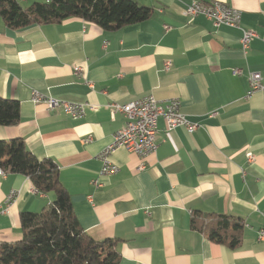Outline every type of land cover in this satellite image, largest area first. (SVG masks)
<instances>
[{"label":"crops","instance_id":"0c3cea01","mask_svg":"<svg viewBox=\"0 0 264 264\" xmlns=\"http://www.w3.org/2000/svg\"><path fill=\"white\" fill-rule=\"evenodd\" d=\"M50 1L18 0L25 10ZM134 1L152 16L113 30L81 18L14 30L0 11V96L18 102L21 116L0 126V141L21 139L36 158L57 164L81 229L96 241L116 240L122 264H264V93L247 98L249 72L264 74V42L252 41L245 56L241 30L185 16L192 0ZM205 1L240 11L244 29L264 33V0ZM34 92L85 105V115L50 111L33 102ZM148 95L179 99L198 130L169 132L161 119L155 154L118 149L111 159L119 172L101 176L99 156L126 123L109 106ZM13 190L18 199L7 205ZM51 200L26 176H0V247L21 241L22 213ZM195 213L242 220V244L212 242L193 229Z\"/></svg>","mask_w":264,"mask_h":264},{"label":"trees","instance_id":"16d2710c","mask_svg":"<svg viewBox=\"0 0 264 264\" xmlns=\"http://www.w3.org/2000/svg\"><path fill=\"white\" fill-rule=\"evenodd\" d=\"M0 11L6 26L14 30L70 18L113 30L144 22L153 14L134 0H51L26 10L18 0H0ZM20 118L19 103L0 96V126H16ZM0 168L28 177L39 193L52 197L41 212L21 214L23 237L0 247V264H122L116 240L96 241L81 229L54 161L36 158L23 140L15 139L0 141ZM192 226L231 249L244 239V223L233 216L195 213Z\"/></svg>","mask_w":264,"mask_h":264},{"label":"built area","instance_id":"2783aa9c","mask_svg":"<svg viewBox=\"0 0 264 264\" xmlns=\"http://www.w3.org/2000/svg\"><path fill=\"white\" fill-rule=\"evenodd\" d=\"M184 14L189 18L203 16L212 21L216 28L226 26L241 30L242 37L240 43L245 56H248L250 53L252 41L261 40L264 42V33L260 34L254 30L244 29L241 24V12L229 7L225 3L192 0L187 5ZM167 29L169 30L170 28L167 27ZM170 66L171 63L168 61L165 67L168 70ZM243 72V69H234L233 75L240 76ZM83 73L80 67H76L75 74L77 76H81ZM248 77L249 91L247 98L256 93H264V74L249 72ZM88 85L93 88V84L90 83ZM33 102L46 104L50 111L57 108L62 109L73 120H79L85 115V105H75L52 98H44L37 92L33 93ZM109 107L113 113L124 115L126 123L121 130L114 134L111 144L99 156L102 162L101 176H112L119 172V167L111 159L112 154L118 149H125L143 159L155 154L159 149L158 132L161 119L165 121L169 132L177 128H185L188 133L194 134L199 128L198 124L190 121L182 112L181 101L179 99L159 101L153 95H148L126 105L112 103ZM91 141V138L86 140L87 143ZM247 157L249 162L254 160V155L251 153H248ZM140 169L144 170L145 165L142 164ZM6 175L7 173L0 168V176L5 177ZM94 185L98 188L102 187L99 181H95ZM18 196V191H11L7 197V205L15 203ZM259 240H264L263 230L259 234Z\"/></svg>","mask_w":264,"mask_h":264}]
</instances>
